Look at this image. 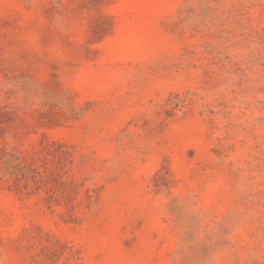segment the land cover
Masks as SVG:
<instances>
[{
  "label": "rangeland",
  "instance_id": "rangeland-1",
  "mask_svg": "<svg viewBox=\"0 0 264 264\" xmlns=\"http://www.w3.org/2000/svg\"><path fill=\"white\" fill-rule=\"evenodd\" d=\"M0 264H264V0H0Z\"/></svg>",
  "mask_w": 264,
  "mask_h": 264
}]
</instances>
